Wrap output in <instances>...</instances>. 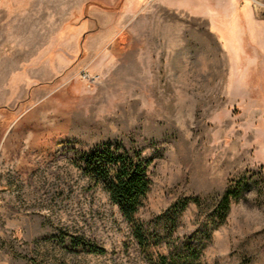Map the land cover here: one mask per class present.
Here are the masks:
<instances>
[{
    "label": "rangeland",
    "instance_id": "374dc122",
    "mask_svg": "<svg viewBox=\"0 0 264 264\" xmlns=\"http://www.w3.org/2000/svg\"><path fill=\"white\" fill-rule=\"evenodd\" d=\"M108 144L152 160L147 250L71 160ZM78 237L104 252L73 251ZM192 247L196 264H264V0H0V264Z\"/></svg>",
    "mask_w": 264,
    "mask_h": 264
},
{
    "label": "trees",
    "instance_id": "16d2710c",
    "mask_svg": "<svg viewBox=\"0 0 264 264\" xmlns=\"http://www.w3.org/2000/svg\"><path fill=\"white\" fill-rule=\"evenodd\" d=\"M71 160L85 176L104 188L111 202L118 206L124 219L130 223L134 239L144 250H147L148 242H150L148 232L144 224L138 221L136 214L151 186L148 172L152 160L144 157L141 151L135 148L127 149L119 144L113 146L108 144L103 149L86 153L73 152ZM244 185L245 180L241 177L239 181L227 188L213 210L214 223L211 230L202 233L204 238H207L224 222L231 209V200H238L241 197ZM194 200L201 205L198 199ZM188 201V199L185 200L184 204ZM171 212H178L177 206H170L156 220L168 224L172 218ZM70 240V248L73 251L99 254L104 252L95 242L79 237L70 238ZM196 252L194 247L188 249L187 252L179 253L170 249L169 254L159 255L153 264H196Z\"/></svg>",
    "mask_w": 264,
    "mask_h": 264
}]
</instances>
